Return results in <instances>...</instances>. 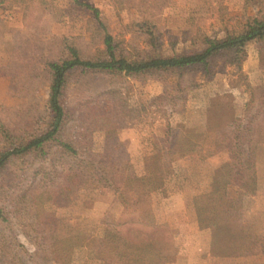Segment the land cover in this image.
Here are the masks:
<instances>
[{"label":"rangeland","instance_id":"1","mask_svg":"<svg viewBox=\"0 0 264 264\" xmlns=\"http://www.w3.org/2000/svg\"><path fill=\"white\" fill-rule=\"evenodd\" d=\"M5 1L0 4V149L10 143L9 136H28L46 127L50 92L47 65L51 60L66 57L68 47H76L85 58L103 57L106 55L104 37L109 33L117 53L131 59L190 53L202 50L207 38L242 32L251 16L264 17V0H80L81 4L75 0ZM90 6L99 9L98 16ZM246 52L240 68L225 64L227 57H218L211 74L193 72L195 84L186 91L185 100L167 103L165 111H156L149 102L165 88L171 90L175 82L172 76L76 73L67 85V104L74 108V113L66 136L82 133L85 125L79 122L82 115L86 120H94L92 136L82 142L84 136L81 135L79 145L82 143L83 148L101 156L106 152L107 122L99 120L98 116L110 117L112 123L118 119L121 121L118 148L126 150L130 158L128 177L162 170L165 172L162 187L167 188V184L173 182L170 178L174 171L181 172L190 182L196 181L199 163L174 162L173 158L186 155L184 153L200 154L204 147L206 131L192 128L204 118L198 104L206 107L208 96L213 95L210 93L217 92L216 105L243 115L252 94L258 97L264 92V41H248ZM85 97H91L90 102L82 103ZM121 103L135 111L127 114ZM209 117L215 123L219 120L217 114L213 117L210 113ZM166 145L168 150L164 151ZM49 152L51 158L61 156L57 145ZM150 153V159L145 157ZM108 154L117 156V148L109 146ZM60 161L58 165H62ZM46 171H50L48 163L39 156H32L14 157L0 173V206L5 207L10 219L7 235L24 244L26 253L23 255L28 264H128V257L119 253L123 247L121 241L108 239L106 244H100L94 240L100 237L103 221L125 219L137 212L126 208L115 189L94 182H84L60 196V205L49 206L53 209H47L45 215L52 220L53 216L57 218V236L81 234L90 242L77 243L67 259L60 253V260H49L45 251L28 238L27 234L36 237L40 233L36 230L35 208L24 201L17 206V202L32 179L42 178L41 184L61 180L60 176H54V170L50 174ZM257 172L256 192L242 197V235L235 240L232 238L231 247L248 256L228 264H264V149ZM228 192L230 197L237 198L239 188L232 185ZM152 193L154 216L157 209L161 219L169 218L172 222L174 219L177 223L170 226L163 222L170 230L171 240L157 244L155 252L160 254L164 245L174 246L173 235L193 233L188 224L192 210L190 217V211L177 207L178 195L167 192L155 198L158 205L152 203ZM42 221L44 230L45 221L49 220ZM121 227L123 225L118 228ZM181 245L184 252L199 253L198 246L202 248L203 242ZM211 262L220 264L214 259Z\"/></svg>","mask_w":264,"mask_h":264},{"label":"trees","instance_id":"2","mask_svg":"<svg viewBox=\"0 0 264 264\" xmlns=\"http://www.w3.org/2000/svg\"><path fill=\"white\" fill-rule=\"evenodd\" d=\"M75 1L82 3L80 0ZM5 2L0 0V4ZM91 8L98 16L99 9ZM251 40L264 41V17H249L243 31L238 34H229L223 38H207L205 47L200 51L131 59L117 53L113 36L107 33L104 37L106 55L103 57L85 58L76 47L70 46L66 57L48 62L50 92L46 103V127L28 136H9L10 143L0 149V173L14 157L39 156L48 163L50 171H46L47 174L54 170V176L61 177L60 181L53 183L46 181L44 184L40 183L42 178L32 179L17 202V206L24 201V204L35 208L36 230L40 233H37L36 237L27 235L34 244L45 251L47 259L60 260V253L67 259L71 257L72 249L77 243L91 241L86 235L81 234L57 236V218L53 216L52 220L45 216L48 214L47 209H53L49 206L60 205L58 201L60 196L70 193V190L79 188L88 181L112 187L126 208H132L137 212L125 219L103 221L100 237L93 239L94 241L100 244H106L108 239L121 241L123 247L119 253L128 257V264H166V257L156 253L155 247L161 242L171 240L169 228L166 224L157 222L150 201L151 193L164 185L165 172L158 170L138 177L127 176L129 153L118 148L121 146L118 137L120 120L112 123L109 121L110 117L98 116L101 118L99 120L107 122L106 152L101 156L92 153L87 147L83 148L82 143L79 145L81 135L84 136L82 142L88 141L92 136L94 120H86L82 115L79 119V122L85 124L82 133L66 136L70 118L74 113V108L67 104V85L70 77L76 73L121 74L128 77L159 74L172 76L175 82L171 84V90L165 88L149 102L156 111L159 109L165 111L167 103L176 104L178 100H185L186 91L195 84L191 74L195 71L211 74L218 57H227L225 64L240 68L247 55L246 44ZM186 75L190 76L185 78ZM90 99L91 97H85L82 103L90 102ZM120 105L124 112L127 110V114L135 111L129 105L124 103ZM137 113H141V109ZM54 145H57L60 158L50 157L49 150ZM109 146L117 148V156L108 154ZM263 149L264 92L258 97L255 93L252 94L243 115H238L232 109L228 114L226 128L217 133L216 152L219 154L220 164L214 173L213 192L208 196L195 198L202 227L231 222L232 238L235 240L241 237L242 197L254 194L257 190L258 163ZM200 152L201 156H206L203 151ZM58 160H61L62 165H58ZM230 185L239 188L237 198L229 196ZM43 219L50 222L45 221L47 228L44 230L41 225ZM120 225L123 227L118 228ZM9 226L10 219L5 207L0 206V264H28L23 255L26 253L24 244L19 243L12 235H7V231H10ZM9 257H12V261Z\"/></svg>","mask_w":264,"mask_h":264},{"label":"crops","instance_id":"3","mask_svg":"<svg viewBox=\"0 0 264 264\" xmlns=\"http://www.w3.org/2000/svg\"><path fill=\"white\" fill-rule=\"evenodd\" d=\"M210 94L213 95L208 96V105H206V107H203L202 104H198V107L202 108L204 118L202 117V119L198 121L195 127H192L197 131H206L207 136L204 137V142L202 143V145L204 146L202 151L206 154V156H201V154L193 152L184 153L186 155L177 157L176 159L173 158L174 162L191 160L199 163V169L198 172H196L198 179L196 181L190 182L189 180H187V178L182 177V175L180 174L181 172L174 171L172 179L170 178L171 182H173H169V184H167V188L164 186L158 191L156 190L152 193V203H156L155 198H157V196L163 195V192H167L168 194L172 193L178 195L180 204L177 207H179L181 210L190 211V217L192 210V218L190 219V222L188 224L191 225V230L193 233L187 235H173L174 240L171 243H174V246L172 244L164 245L163 249H161L160 251V255L166 257L167 264H170L173 261L177 264H212L211 261L213 259L220 264H228L231 262H235V260L238 258H244L248 256V253L246 252H236L231 248L232 228L229 222L202 227L199 221V217L196 213V208L194 206L196 197L207 196L212 193V178L214 176L215 170L220 164V157L218 156V152H216V131L219 129H223L227 125L228 114L231 112L229 108L227 109L225 107L216 105L214 97L218 95L217 92H212ZM210 113H212L213 117L216 114L218 115L219 120L217 121V123H215L212 118L210 119ZM163 150H168L167 145L165 146V148H163ZM170 152H172V150ZM147 155L148 156L145 157H148V159H150L152 154L150 153ZM148 159L145 158L146 161ZM201 166L202 170L200 169ZM231 186L232 185L229 186L228 190L231 189ZM171 187H173V189H171ZM162 202L163 204H165L164 200H162ZM155 211L157 220L159 222H167L170 226H176L177 223L174 219L173 222L169 218L161 219L157 214V209H155ZM183 242H203V247L199 248L200 246H198V249L200 250L199 253H196V251L194 250H192V253L191 251L184 252L181 249V243ZM191 245L193 247V244ZM191 245L189 246L191 247Z\"/></svg>","mask_w":264,"mask_h":264}]
</instances>
